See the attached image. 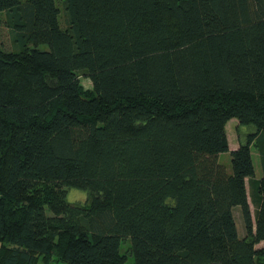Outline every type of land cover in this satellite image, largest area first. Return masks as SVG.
<instances>
[{"label":"trees","instance_id":"trees-1","mask_svg":"<svg viewBox=\"0 0 264 264\" xmlns=\"http://www.w3.org/2000/svg\"><path fill=\"white\" fill-rule=\"evenodd\" d=\"M3 12L0 264H264V0H0ZM233 118L256 130L230 172Z\"/></svg>","mask_w":264,"mask_h":264},{"label":"rangeland","instance_id":"rangeland-1","mask_svg":"<svg viewBox=\"0 0 264 264\" xmlns=\"http://www.w3.org/2000/svg\"><path fill=\"white\" fill-rule=\"evenodd\" d=\"M0 17L3 20L1 35H2L4 47L6 49H13L14 42L11 36L10 27L7 25L8 14L3 12L0 14ZM62 22L64 24L65 22L64 17L62 18ZM80 80L85 88L92 87L91 80L87 78L84 74H80ZM254 130H256L255 125L239 124L236 118H233L228 122L227 133H228L230 150L222 152L219 156V161L227 167L228 171L230 172L232 171L231 150H233L239 144L240 141L245 142L248 133ZM256 146L255 144L252 146V155H253L254 164L256 168V175L254 178H251L248 181L249 199H250L251 210H252V214L254 218L258 213L259 204L261 202V195L258 191V185H259L258 181L263 175V171L261 168V161H260L261 159H260V155H259V152ZM67 200L72 203H79L81 205H85L89 203V193L88 191L84 189L69 188L68 193H67ZM233 211H234V216H235V220L237 223L239 235H243L245 233V225H244V220H243V216L241 213V206L239 205L235 206ZM129 244H130L129 239L125 240L122 243L123 251L127 250ZM263 244L264 242H261L258 244V246L263 245ZM134 262H135L134 257L131 255L128 256L127 264H134ZM56 264H69V263L64 260L58 259Z\"/></svg>","mask_w":264,"mask_h":264}]
</instances>
